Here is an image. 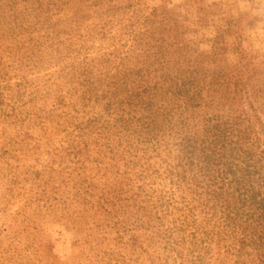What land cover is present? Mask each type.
<instances>
[{
  "label": "trees",
  "instance_id": "obj_1",
  "mask_svg": "<svg viewBox=\"0 0 264 264\" xmlns=\"http://www.w3.org/2000/svg\"><path fill=\"white\" fill-rule=\"evenodd\" d=\"M205 7L0 0V24L58 65L42 201H79L86 223L128 235L110 264H264V53L244 45L256 17L213 19L204 51Z\"/></svg>",
  "mask_w": 264,
  "mask_h": 264
},
{
  "label": "rangeland",
  "instance_id": "obj_2",
  "mask_svg": "<svg viewBox=\"0 0 264 264\" xmlns=\"http://www.w3.org/2000/svg\"><path fill=\"white\" fill-rule=\"evenodd\" d=\"M147 1L169 8L184 0ZM203 2L208 22L202 50L211 48L216 34L213 19L244 11L256 17L252 27H245L244 45L264 53V0ZM26 35L0 24V264H110V255L125 252L128 235L120 237L99 218L86 223L89 214L79 201L64 203L63 186L56 190L60 201H42L46 178L57 179L60 78L51 55L37 52ZM53 185L58 183L48 190Z\"/></svg>",
  "mask_w": 264,
  "mask_h": 264
}]
</instances>
